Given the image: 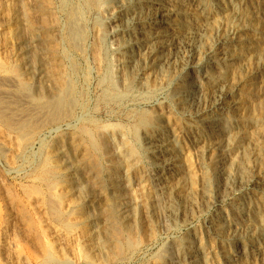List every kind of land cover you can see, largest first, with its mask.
<instances>
[{
  "label": "rangeland",
  "instance_id": "rangeland-1",
  "mask_svg": "<svg viewBox=\"0 0 264 264\" xmlns=\"http://www.w3.org/2000/svg\"><path fill=\"white\" fill-rule=\"evenodd\" d=\"M71 1H74V4L68 9L62 6L63 3L60 0H0V23L7 22L6 19L9 20L10 13L13 12L11 15L12 23H10L11 26L9 27L13 32L15 30L14 35H10L9 27L7 29H3V27L0 28V79H4L0 84V90L1 92L3 91L7 97L3 100V102L6 103L2 102L5 106L3 107V110L5 109L4 111H6V117L9 116L8 113L12 112V115L9 117H12V120L8 118V121H10L11 124L8 123V121L7 124L2 118H0V151H2V153L0 152V186L2 185L0 187V264H16V258H18V262H21L22 264H44L47 260H51L54 263H61L66 259L65 257L71 258L72 256L78 258L79 255H81V257H79L81 260L76 259L78 263L87 264V262L83 261L84 254H80V252L78 253L76 243L67 240L61 242V239L54 234L56 229L58 230L59 228V231H64V233L67 230H73L75 225L73 221H71V213L86 220V229L89 232L92 231L90 232L92 238L97 242L96 245L98 244V248L96 247L93 252L96 256L93 257L95 264H184L179 262L174 252L176 246L178 247L176 253H179L181 252L180 250L182 247L189 245V241H191V232H198L197 235L201 238L203 250L207 256L213 257L215 249H213L214 243L212 242L213 239H211V222L218 215L220 210L225 212V214L234 212L237 217L242 218L246 207L238 205L239 195H230L225 191L226 186L224 178L217 170H213L207 159L201 160V158L197 156L195 145L191 141L194 134L191 133V135L186 131L181 134L185 141L183 144L181 143L180 150L182 152L189 151L190 162L193 164L194 171L198 175L201 173V175L209 178L210 184L208 188L204 189L203 187V191L194 195L195 199L193 201H195L196 204L192 207L190 204H187L188 202L186 203L185 200L175 198L170 191L167 194L166 191L155 190L157 176L160 174L161 176L168 178L167 170H163V168L157 169L156 165L160 160L157 156L148 151L149 146L142 135L143 129L140 128L139 132H134V125L139 121L141 114H150V107L152 108V106L149 105L155 103L165 111L162 117V122L160 121V125L165 124L163 121L166 122V119L177 123L183 121L182 113L175 105L176 98L173 97L172 91L174 86L180 85L184 80L182 77L183 75L179 70L178 72L176 71V66L180 61L179 59L188 54L187 50L181 46V48L178 47L174 50V54L177 57L174 56L172 58L170 69L163 68L162 72L157 71L156 73L155 71L153 75H147L148 72L137 71L135 74L136 77L131 81L132 84L127 92V99H124L126 101L121 100L120 102L118 99H115L109 102H103L101 97L106 90L115 92V85L107 79V73H109V71L114 73L118 70V67L115 65L118 57L115 50L116 41L119 39L131 38L130 35L135 28L145 27V30H147L149 23L151 22V17L155 16L154 11H148L143 15H139L137 13V4H133L132 1L125 0V7L120 9L116 8L117 6L115 7L116 2L112 0H103L104 2L99 0L100 2L98 1V4H100L91 8L88 13V11L85 12L88 9L85 10L84 6L81 7V4L83 5L82 0L80 2L79 0ZM141 1L142 5L146 3V0ZM77 2H79V4ZM71 8L73 10L78 8L79 11L82 8L84 9V16L78 17V19L81 20L79 22L82 30H85L82 31L85 41H83L82 47L79 50L69 49V44L64 41L63 36L66 35L68 30V27L65 26L67 21L66 12H74ZM99 8L101 10H99ZM109 11H112V15L108 13ZM118 14L125 18L128 17L126 18L128 25H126V22H123V20L120 24L121 26L118 24L117 18L120 17ZM133 14L140 16V23L129 22V19L131 20V18L136 19ZM172 18L179 21L180 17L178 15L176 17L172 16ZM100 21L102 22L101 24L99 23ZM114 22L117 23L115 24ZM94 24L97 26L95 27ZM13 25L15 26V29ZM98 25L103 26L102 28H105V30L98 27ZM112 27H114V32L111 33L110 29H112ZM263 31L264 29L259 27L250 33V35H253L252 38H254L260 46L264 44ZM104 32H107L106 35ZM3 33L6 34L4 35ZM118 35L120 38L117 37ZM10 36H13V39ZM15 42H18V48H20L21 51V58L24 60L23 65H26L25 67L23 66L24 70L21 71L22 74H18V72L15 71L13 63L9 60L10 58L8 54L13 49V44ZM2 46L4 49H7H5L6 53L2 52ZM262 47H264V45ZM70 55H73V57ZM113 55L117 56L114 57ZM103 56H106V58ZM178 56L180 58H178ZM70 60H72V62L74 60L75 64H77V71L74 73L72 71L73 66ZM111 60L113 64L111 63ZM3 74L6 78H4L5 76ZM71 74L72 79L74 80L75 78V87L78 92L77 96H79V105L76 106L73 117L70 118L66 116L58 121L49 124L47 123L40 128H36L40 124H37L38 121L42 119V116H39L34 119L35 121H30L32 127L30 126L26 129V131L30 130L26 141L20 140L19 138V140L16 141V137H18L16 135L18 134L14 131H16L17 123L20 124L21 122L28 121L25 118L30 116L29 113H24V117L22 114H19L20 111H17L18 109L16 108L20 106L21 109L26 108L30 110L31 108H40V103L43 106L60 101L63 91L67 86V79ZM144 77L150 78L145 82ZM255 80L256 79L253 78L251 79V82L257 84V81H259L257 87H259L258 89H261V91H259L261 92L260 95H253L249 92L247 94L245 93V95L241 94V96H239L243 101H249L248 104L251 106H258L260 100L262 101L263 99L262 94L264 93L262 92V89H264V75H258L257 80ZM111 84H113V86ZM153 85H156V89ZM117 88L118 86H116L118 92L123 93L121 88ZM169 93L171 94V97ZM254 93L257 94V92ZM164 96H166V99H164ZM16 97L19 98L18 104L16 103ZM151 97H153V99ZM117 100L119 102H117ZM13 101L14 104L16 103V106L13 104ZM138 101L140 102L137 103ZM81 104H83L84 107H81ZM13 107H15L16 110ZM10 108L14 109V112ZM13 113L15 115H13ZM169 114L172 115L170 116ZM127 116L129 119H127ZM15 117H18L19 120H21L19 121L18 118L16 119ZM123 124H125V126ZM257 124L261 125V123ZM135 134L136 136L138 135V138ZM167 135L169 136V130L163 128L161 134L155 132L153 136L167 138ZM21 136L23 137L22 134ZM20 141L22 143H20ZM23 141H25V143ZM2 142L6 144L4 145ZM15 142L16 144L19 142L18 145H21L18 146ZM16 146L20 150H18ZM141 147L144 149H141ZM145 149L146 151H144ZM20 152L22 154H20ZM195 156L196 158L193 159ZM129 157L131 159H129ZM5 158H12V161L9 159L7 161ZM14 159L16 160L14 161ZM8 162H11V164L13 162L14 164L10 166ZM55 163H59L58 165L62 169L56 168ZM200 166L201 168H199ZM147 170L150 172H146ZM150 174L152 176H150ZM66 180L67 182H65ZM60 182L68 183L71 188L70 198L73 197L74 199H72L74 201L70 199L72 203H70L71 208H68L70 211H64L65 207L62 208L60 200L55 193L54 186L61 184ZM147 183L149 184L147 185ZM201 184V182H198V188H200ZM146 188L150 190L148 191ZM134 189L137 190V192L134 191ZM259 195L260 194H258V196ZM213 200L214 202H212ZM125 201L127 203H129V201L131 202V205H129L130 208H125L124 212H120L119 207H122L123 204L126 203ZM118 204H121V206ZM156 212H159V214ZM6 215H8L9 223L5 220ZM1 231H4L5 233H2ZM243 243L244 241H240L239 244ZM210 245H212V249H210ZM7 246L9 247L7 248ZM235 247L236 245L233 246L234 249ZM62 251L65 252L61 253ZM159 251L160 253H158ZM14 252L17 257H15ZM252 255L254 259L253 264H257V256L255 254ZM5 259H7L8 263L4 261ZM215 262L216 261L213 259L210 261L211 264H218Z\"/></svg>",
  "mask_w": 264,
  "mask_h": 264
},
{
  "label": "bare ground",
  "instance_id": "bare-ground-1",
  "mask_svg": "<svg viewBox=\"0 0 264 264\" xmlns=\"http://www.w3.org/2000/svg\"><path fill=\"white\" fill-rule=\"evenodd\" d=\"M60 1H62V3H63L62 6L64 8H68V9L74 4V1H71V0H60ZM80 1L81 0H79V2ZM98 1L99 0H82L83 5L81 4V7L84 6L85 10L88 9L85 12L88 11V13H89L91 8H93L94 6H98L100 4V3L98 4ZM112 1L116 2V5H115V7L117 6L116 8L123 9L126 5L125 0H112ZM126 1H128V0H126ZM129 1H132L133 4L134 3L137 4V8H138L137 13L139 15H143L145 12H148V11H154L155 16L151 17V22L149 23L147 30H145V27L144 28L143 27L135 28L132 30V33L130 35L131 38L126 37L127 39H119V40L116 39L117 43L115 45L116 46L115 50L118 54V57L116 59L115 65L118 67V70H117V72H114V73H112L110 71H109V73H107V79H109L111 81V83H113L115 85V92L116 93L113 91L110 92V91L106 90L103 93V95L101 94L102 95L101 100L103 102H109L111 100L118 99L121 102V100H124L127 97V92L130 88V85L132 84L131 81L133 80L134 77H136L135 74L137 73V71L148 72V74L147 73H145V74H147V75L152 74L153 75V73L155 71H156V73H157V71L162 72L163 68L170 69V65L172 62L171 60L175 56L174 50L180 46L184 47L187 50L188 54L187 55L185 54L186 56L179 59L180 61L176 66L177 70L175 68V70L177 72L179 70V72L183 75L182 77L184 78V80L182 81V83L180 85L174 86V89L172 88L173 89V91H172L173 97L176 98V102H175V100H174V102H175L176 107L182 113V116H183L182 120L183 121L181 123H179V122L177 123L174 121H168L169 119L168 120L166 119V122L163 121V123H165V124L160 125V121L162 122V117H163L165 111H164V109H161V107L157 103L154 102L155 104L149 105V106H152V108L150 107L151 113L150 114H147V113L141 114L140 113L141 114L140 119L138 118L139 121L137 120L138 122L134 125L135 126V131H134L135 133H137V131L139 132L140 128L143 129L142 135L144 136L145 142L149 146L148 151H150L151 154L157 156L158 159L160 160L159 163L157 162L158 163L156 165L157 169L163 168V170L164 169L167 170L168 178H165V177L161 176L160 174H159V176H157L158 178H156V181H157L156 184L157 185H156L155 190L163 191V192L166 191L167 194L170 191L175 198H179L180 200L181 199L185 200V202L186 203L188 202L187 204H190V206L192 207L193 205L196 204L195 201H193L195 199L194 195H197L200 193V191H203V187H204V189L208 188V186L210 184L209 178L201 175V173L198 175L194 171L195 169L192 166L193 164H191V162H190L189 151H187L188 152L187 153L185 151L182 152L180 150L181 143L183 144L185 141L181 134L183 132L185 133V131H186V132H189L190 134L191 133L194 134L193 139L191 141L195 145L197 156H199L201 158V160L207 159L209 161V165L213 168V170L214 169L217 170L221 174V176L224 178L225 186H226L225 191L230 195H234V194L239 195L238 205H242V206L246 207L242 218L237 217L236 213H234V212L233 213L229 212V213L225 214V212H222L220 210L218 212V215L211 222V231H212L211 232V237H212L211 239H213L212 242L214 243L213 244L214 248L212 247V245H210V249H212V248L215 249L213 257L207 256V254L203 250L201 238L197 235L198 232L197 233L191 232V241H189L190 242L189 245H185L184 247L181 248V250L179 249L181 252L176 253V251L178 250L177 246L175 248V252L174 251H172V252L175 253V256L178 258L179 262L184 263V264H211L210 261H212V259L214 261H216L218 264H253L254 259H253L252 254H255L257 256V258H256L257 264H264V93L262 94L263 99H262V101L260 100L258 106H256V105L251 106L250 104H248L249 101L245 102V101H243V99L241 97H239V96H241V94L245 95V93L247 94L249 92L252 93L253 95H258V96L261 93V92H259V91H261V89H258L259 87H257V85H259V81H257V84L256 83L254 84L253 82H251V79L255 78L257 80L258 75H260V74L264 75V47H262L264 44L262 46H260L257 43V41L254 38H252L253 35H250V33H252L256 28H259V27L264 29V0H146V3L143 5H142L141 0H129ZM79 2H77V3L79 4ZM112 3H111V5H112ZM109 6H110V4H109ZM61 9H62V7H61ZM84 9L82 8L79 11L78 8H75V10L72 9L74 11L73 13L68 11V12H66L67 14L64 11L65 9L63 10V12L67 15V18H66L67 21L65 23V26L68 27L66 35H63V36H64V41H66L67 44H69V47H68L69 49H75V50L78 49L79 50L82 47L83 41H85L84 40L85 37H84L83 32H82L85 30L84 29L82 30L81 24L79 22L81 20L78 19V17L84 16V11H83ZM59 10H60V7H59ZM99 10H101V9L99 8ZM115 10H117V9H115ZM9 12H10V10H9ZM111 12L109 11L108 13L111 14ZM12 13L13 12L10 13V19L9 20L6 19L7 22L0 23V28L3 27V29H7L9 26H11L10 23H12L11 22ZM151 13H153V12H151ZM92 14H90V15H92ZM178 15L180 17L179 21L172 18V16L176 17ZM7 16H9V15H7ZM119 16L120 17L117 18L118 24L120 25L122 23V20H123V22H126V25H128L127 20H126V18H128V17L125 18V17H122V15H119ZM129 17H130V15H129ZM134 17L137 20L134 18H131V20L129 19V22L130 21L133 23H135V22L140 23L141 22L140 16L134 15ZM111 18H113V17H111ZM153 18H155V19H153ZM92 21H94V20H92ZM0 22H1V20H0ZM99 23L101 24L102 22L100 21ZM87 25H88V23H87ZM99 25H98V27H101V28L103 27V26H99ZM102 25H104V24H102ZM94 26H95V24H94ZM115 27H117V26H115ZM127 28H129V27H127ZM9 29H10V27H9ZM14 29H15V26H14ZM63 29H65V28H63ZM102 29L105 30V28H102ZM10 30H9L10 35H14L15 30H14V32H13V30H11V31ZM110 30H111L110 31L111 33L114 32V27H112V29H110ZM106 33H105V35H106ZM3 34L5 35L6 33H3ZM96 34H97V31H96ZM10 37L13 39V36H10ZM117 37L120 38L119 35ZM7 38H8V36H7ZM104 42H105V40H104ZM5 49L3 46L1 47V50L3 53H6L5 51L7 49L6 50ZM69 49H68V51L70 52ZM9 51H7V52H9ZM74 53H75V51H74ZM176 53H178V52H176ZM8 55L10 58L9 60L13 63L15 71L18 72V74H22L21 71L24 70V67L26 65L25 66L23 65L24 60L21 58V51H20V48H18V42H15L13 44V49L9 52ZM179 55H181V54H179ZM106 56H103V57L106 58ZM108 56H110V55H108ZM115 56H117V55H115ZM71 57H73V55ZM175 57H177V56H175ZM178 58H180V57L178 56ZM100 59H102V58H100ZM177 60H175V61H177ZM70 61L72 62V60H70ZM111 63H112V60H111ZM71 64L73 66L72 71L74 73L77 71V64H75L74 60ZM166 69H165V71H166ZM100 70H101V67H100ZM173 70H174V68H173ZM107 72H108V70H107ZM75 74H77V73H75ZM24 75H25V73H24ZM4 78H6V76ZM105 78H106V76H105ZM149 78L150 77H146L145 82H147V79H149ZM152 78H153V76H152ZM159 78H160V76H159ZM0 80H1L0 81V84H1L3 82L2 80H4V79L2 78ZM67 80H68L67 84H66L67 86L63 91L62 98L60 101H56L53 104L43 105V106L40 103V105H39L40 108L39 107L34 108V109L31 108L30 110H28L26 108L21 109L20 106H18V108H16V109H18L17 111H20L19 114L23 115L24 113H27V114L29 113V115H30L29 117L27 116V118H25L28 120L26 122H21L19 124L16 121L17 127H16V131H14L15 133L18 134V135H16V136H18V137H16V141H18L19 139L26 141L27 135L30 133L29 132L30 130L26 131V129L32 125L30 123V121L36 119L39 116H42V119H40L39 121L37 120L38 121L37 124L40 123L39 124L40 126L38 125L36 128H40L47 123L49 124V123H52L54 121H58V120L66 117V116L70 117V118L73 117L74 112H75V108H76V106L79 105V96H77L78 92H77L76 87H75V81H74L75 78H74V80L72 79V74H71V76L68 77ZM160 80H161V78H160ZM162 81H164V80H162ZM104 82H105V80H104ZM106 82H107V80H106ZM261 83H262V81H261ZM113 84H111V85L113 86ZM162 84H163V82H162ZM158 85H160V84H158ZM116 86H118L117 89L121 88L123 90V93L118 92V90H116ZM155 86L153 85L154 88H155ZM163 86H164V84H163ZM260 86H261V84H260ZM167 90H168V88H167ZM130 92H129V95H130ZM254 92H257V94ZM262 92H264V89H262ZM8 95H9V93H8ZM169 95L171 97L170 93H169ZM10 96L12 97L11 94H10ZM135 96H137V95H135ZM0 97H1L0 98V102H1L0 118H2L7 123L8 118L12 115L11 114L12 112L8 113L9 116L6 117V113H5L6 111H4L5 109L3 110V107H5L3 103H6V102H3V100L6 97V95L3 91L1 92V90H0ZM164 97H165L164 99H166V96H164ZM151 98L153 99V97H151ZM167 98H168V96H167ZM134 99H135V97H134ZM18 100H19V98L16 97V101H17L16 103L17 104L19 103ZM118 100H117V102H119ZM149 100H151V99H149ZM14 101H13V104H14ZM124 101H126V100H124ZM140 101H138L137 103H139ZM27 103H28V101H27ZM105 104H107V103H105ZM119 104H121V103H119ZM143 104H144V102H143ZM137 105H139V104H137ZM164 105H165V103H164ZM82 106L84 107L83 104H81V107ZM133 106H134V104H133ZM30 107H31V105H30ZM13 108L15 109V107H13ZM132 108H134V107H132ZM8 109H7V111H8ZM14 109H11V110H13V112H14ZM135 109H136V107H135ZM138 110H139V108H138ZM150 110H149V112H150ZM13 115H15V114L13 113ZM136 116H138V115H136ZM11 118H9V119H11ZM127 119H129L128 116H127ZM18 120H19V118H18ZM14 122H15V120H14ZM8 123H10V121H8ZM257 123H261V125H258ZM34 124H35V122H34ZM123 125L125 126V124H123ZM124 126H122V127H124ZM163 128L169 130V136L167 135L168 136L167 138L153 136L155 132L161 134V131L163 130ZM21 134L23 135V137L21 136ZM135 136H136V134H135ZM25 141H23V142L25 143ZM123 142H121V143H123ZM142 142H143V140H142ZM20 143H22V142L20 141ZM3 144H2V146H3ZM15 144H16V142H15ZM18 144H19V142H18ZM18 144H16V145H18ZM20 145H18V146H20ZM2 146H1V148H2ZM187 146H188V144H187ZM21 148H22V146H21ZM142 148L143 147H141V149ZM17 149H18V147H17ZM18 150H20V149H18ZM130 151H131V148H130ZM144 151H146V149ZM0 152L2 153V151H0ZM136 153H137V151H136ZM20 154H22V153L20 152ZM3 155H5V154H3ZM143 155H144V153H143ZM17 157H18V155H17ZM199 157H198V159H199ZM143 158H144V156H143ZM195 158H196V156L193 159H195ZM5 159H7V158H5ZM8 159H7V161H8ZM11 159L12 158H10L9 160H11ZM56 159H55V161H56ZM129 159H131V158L129 157ZM15 160L16 159H14V161ZM53 161H54V159H53ZM142 161H143V159H142ZM9 164L11 166L14 163L12 162V164H11V162H10ZM58 164L55 163V167L58 169L59 168L62 169L61 167H59ZM133 165H134V163H133ZM128 167H129V164H128ZM199 168H201V166ZM60 171H62V170H60ZM148 171L149 170H147L146 172H148ZM200 171H202V170H200ZM63 172H65V171H63ZM138 174H139V172H138ZM150 176H152V175L150 174ZM67 180L65 182H67ZM65 182L54 186V190H55V193L60 200L62 208L65 207L64 211H68L69 210L68 208L70 207L71 200H73L74 198L73 197H72L73 199L70 198L71 197V188H70L69 184L65 183ZM68 182H69V180H68ZM198 182L202 183L200 186V188L202 187L201 189L198 188V186H197ZM58 183H59V181H58ZM148 184L149 183H147V185ZM74 187H76V186H74ZM72 189H73V187H72ZM146 190H148V189L146 188ZM134 191L137 192V190H135V189H134ZM128 193H129V191H128ZM258 194H260V195L258 196ZM134 196H135V194H134ZM168 196H170V195H168ZM164 198H165V195H164ZM208 198H209V196H208ZM124 199H125V197H124ZM167 200H169V199H167ZM203 200H204V197H203ZM118 201H120V200H118ZM135 202L138 203L137 201H135ZM141 202H142V200H141ZM143 202H144V200H143ZM161 202H162V200H161ZM212 202H214V200ZM175 203H177V202H175ZM121 204H118V205L121 206ZM158 204H160V203H158ZM158 204H157V207H158ZM129 205H131L130 201H129V203L126 202L125 204H123L122 207H119L120 212L121 211L124 212L125 208H128V207L130 208ZM73 206H74V203H73ZM143 206H145V205H143ZM143 206H142V208H143ZM204 210H205V208H204ZM159 212L158 213L156 212V213L159 214ZM69 213H71V212H69ZM182 214H183V212H182ZM119 215L121 216L120 213H119ZM70 216L72 217L71 221H73V223L75 225L74 228L72 227L73 230H71V231L67 230L70 232L66 231L64 233V231L63 232L59 231L60 230V228H59L58 230L56 229V232L54 233L55 236L59 237L61 239V242H63L64 240H67L69 242L76 243L78 253L80 252V254L81 253L84 254V260L83 261L87 262V264H95L94 258H93L95 255L93 252L95 251L98 244L96 245L97 242H95L94 239L92 238V234L90 233L92 231L89 232L86 229V227H87V225H85L86 220H84L83 218L81 219L77 215H74V213H71ZM68 217H69V214H68ZM5 220H6V222L9 220L8 215H6ZM8 223H9V221H8ZM3 224H4V222H3ZM2 228H4V227H2ZM152 232H153V230H152ZM180 239H182V238H180ZM205 241H207V240H205ZM240 241H244V243L239 244ZM166 245H168V244H166ZM234 245H236L235 249L233 248ZM8 247L9 246H7V248ZM10 247H11V245H10ZM65 249H66V247H65ZM207 250H208V248H207ZM63 252H65V251H62L61 253H63ZM158 253H160V251ZM14 254H15V252H14ZM15 257H17L16 254H15ZM79 257H81V255H79ZM79 257L78 258H75L72 256H71V258L65 257L66 259L65 260L62 259L63 261L61 263H58V262L54 263L51 260H49V261L47 260L46 262L45 261L44 262L50 263V264H79L77 261L78 259H80ZM13 258H14V256H13ZM98 258H99V256H98ZM12 260H15V259H12ZM4 261L8 263L7 259H5ZM23 261H25V260H23ZM95 261H96V259H95ZM15 262H16V264H22L21 262L20 263L18 262V258H16Z\"/></svg>",
  "mask_w": 264,
  "mask_h": 264
}]
</instances>
